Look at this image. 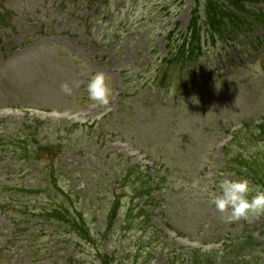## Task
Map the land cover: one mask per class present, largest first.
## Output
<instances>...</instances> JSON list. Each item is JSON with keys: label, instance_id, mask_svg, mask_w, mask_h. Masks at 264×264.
<instances>
[{"label": "rangeland", "instance_id": "rangeland-1", "mask_svg": "<svg viewBox=\"0 0 264 264\" xmlns=\"http://www.w3.org/2000/svg\"><path fill=\"white\" fill-rule=\"evenodd\" d=\"M260 1L255 7H264ZM193 7L194 0H0V13H10L7 25L0 24V142L20 144L22 137L34 146H54L56 159L72 174L73 194L88 210L93 232L105 220V209L98 217L99 208L93 207L103 196L100 187L116 190L115 177L137 165L149 178L146 167L154 171L153 158L160 161L156 169L164 171L169 152L177 148L180 162L174 155L176 162L169 165L171 181L178 183L155 190L164 192L152 215L155 230L118 232L101 248L125 249L140 260L150 254L146 264H187L189 249L208 252L223 238L229 241L253 227L254 237L262 231V216L224 223L208 203L213 183L224 178L219 170L228 131L264 113L261 53L247 52L241 67L240 53L249 44L243 42L204 58L200 83L190 95L176 97L175 88L155 80L165 52L162 32L175 23L186 29ZM257 35L264 39V30ZM96 72L109 77L113 99L108 106L88 100L85 87ZM73 81L79 87L65 94L61 85ZM15 151L0 156V264H36L42 256L43 264H97L88 248L65 236L54 240L49 226L25 223L21 227L28 230L15 231L24 218L10 208L12 188L48 185L46 175L19 161ZM123 203L125 211L130 203ZM164 218L186 237L165 228ZM36 234L33 259L30 240Z\"/></svg>", "mask_w": 264, "mask_h": 264}, {"label": "clouds", "instance_id": "clouds-1", "mask_svg": "<svg viewBox=\"0 0 264 264\" xmlns=\"http://www.w3.org/2000/svg\"><path fill=\"white\" fill-rule=\"evenodd\" d=\"M73 87H79V83L73 81L61 85V90L71 95ZM88 100L98 106H108L113 99V90L109 77L104 72L94 73L85 87ZM208 200L224 223H232L240 220L251 222L264 216V188L254 187L246 177L237 178L229 173L222 178L211 192Z\"/></svg>", "mask_w": 264, "mask_h": 264}, {"label": "trees", "instance_id": "trees-1", "mask_svg": "<svg viewBox=\"0 0 264 264\" xmlns=\"http://www.w3.org/2000/svg\"><path fill=\"white\" fill-rule=\"evenodd\" d=\"M232 5H234V10H237V9H241V6L238 5V4H235V3H231ZM209 5V4H208ZM210 8H215L213 5H210L209 6V10ZM218 10V11H217ZM222 14H220V12ZM215 13V15H212V19L214 20L215 23H217V26H218V29L215 30V31H211V34L212 36L214 37L215 34H219V35H224L225 31L229 28H231V25H232V22L231 20H226L223 16H226L225 14V11H223V9L221 8H217V9H214L213 11ZM233 13V12H231ZM233 16H235V14L233 13ZM252 21H253V25L254 26H257V25H260L262 27H264V14H257V15H254L252 17ZM214 22L211 20V28H214L215 27V24ZM240 33V32H239ZM241 33H243V31H241ZM192 37H193V41L192 42H189V45L193 46L194 44V40L198 37L196 33H193L192 32ZM196 43L197 41L195 40V46H196ZM195 54V51L193 49H190L188 51H185V50H182L181 54L182 55H185V54H189V55H192V54ZM193 54V55H194ZM180 61H184V57H180V56H176ZM254 158V160L256 161L255 159V156L252 157V159ZM258 161V160H257ZM247 168L255 173L256 175H259L258 176V179L260 182H263V161H261L260 163L259 162H255L254 164H247ZM59 212H55L54 213V216H56Z\"/></svg>", "mask_w": 264, "mask_h": 264}]
</instances>
